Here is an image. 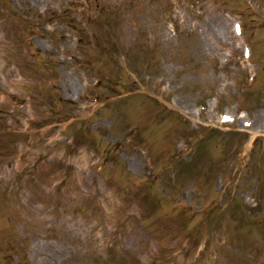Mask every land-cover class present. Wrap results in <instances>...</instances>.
I'll return each mask as SVG.
<instances>
[{"label":"rangeland","instance_id":"obj_1","mask_svg":"<svg viewBox=\"0 0 264 264\" xmlns=\"http://www.w3.org/2000/svg\"><path fill=\"white\" fill-rule=\"evenodd\" d=\"M0 125V264H264V0H0Z\"/></svg>","mask_w":264,"mask_h":264},{"label":"snow or ice","instance_id":"obj_2","mask_svg":"<svg viewBox=\"0 0 264 264\" xmlns=\"http://www.w3.org/2000/svg\"><path fill=\"white\" fill-rule=\"evenodd\" d=\"M225 119H227V117H225Z\"/></svg>","mask_w":264,"mask_h":264}]
</instances>
